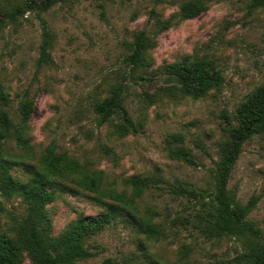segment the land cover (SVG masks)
<instances>
[{"label": "rangeland", "instance_id": "1", "mask_svg": "<svg viewBox=\"0 0 264 264\" xmlns=\"http://www.w3.org/2000/svg\"><path fill=\"white\" fill-rule=\"evenodd\" d=\"M27 0H0L9 8ZM191 0H64L37 14L27 11L0 31V83L16 119L22 97L32 100L28 136L37 157L48 145L103 172L105 187H124L129 175H155L157 186L137 199L141 213L153 217L160 233L147 237L127 216L118 215L87 241L95 252L75 264H244L236 259L241 242L206 237L190 220L198 204L169 191L178 181L212 189V169L238 104L264 84V4L253 0H199L203 10L182 18ZM51 32L49 62L39 63L42 20ZM165 24V26H164ZM146 28L153 40L150 65L131 71L125 57L135 31ZM207 59L224 77L221 87L202 97L182 96L167 63ZM142 75L144 78H140ZM121 85L123 103L140 128L119 137L112 121L99 123L97 101ZM178 135L180 139H171ZM188 147V164L167 154V145ZM12 151L21 153L12 142ZM13 174L23 177L22 165ZM227 188L242 204L253 195L247 217L264 234V133L244 141ZM96 193L63 192L50 204L54 233L79 215H97L105 205ZM6 210L20 216L19 197H2ZM5 216L0 230L7 231ZM23 264H31L27 255Z\"/></svg>", "mask_w": 264, "mask_h": 264}, {"label": "trees", "instance_id": "2", "mask_svg": "<svg viewBox=\"0 0 264 264\" xmlns=\"http://www.w3.org/2000/svg\"><path fill=\"white\" fill-rule=\"evenodd\" d=\"M64 0H27L9 8H0V31L9 23L18 21L27 11L37 14ZM264 4V0H253L252 5ZM199 0L182 5V18L195 17L203 10ZM42 20V42L39 63L49 62L51 32ZM165 26V24H164ZM129 53L125 57L130 70L135 71L150 65L149 49L153 40L146 28L135 31L128 43ZM163 71L174 78L182 96L202 97L210 89L222 86L224 77L220 70L207 59H183L163 66ZM140 78H144L140 75ZM122 86L114 85L109 94L97 101L94 110L99 123L112 121L113 133L119 137L135 133L139 124L134 122L123 103ZM9 96L0 83V196H17L25 206L18 216L6 210L0 203V216H5L7 231L0 230V264H23L27 255L31 264H75L94 255L87 244L90 237L105 228L116 216H127L134 221L147 237L160 233L153 217L141 213L137 199L147 188L157 186L155 175L133 174L123 179L124 187L117 189L103 185V172L82 165L75 158L60 153L53 145L45 147L37 157L33 156L28 136V122L32 112V100L25 96L19 101L16 119L5 109ZM227 136L219 147V157L212 169L213 188L198 189L178 181L169 188L176 196L193 199L198 207L193 214L180 218L191 222L209 238L229 237L241 242L242 250L236 259L244 264H264V234L247 215L255 205L253 195L242 204L227 188V182L244 141L254 134L264 133V84L258 86L237 106L233 121L225 117ZM171 139H180L172 135ZM21 150L12 151L9 143ZM167 154L188 164L195 160L188 147L167 145ZM22 165L23 177L13 174V169ZM79 190L96 193V200L105 205L97 215H79L59 233L53 232L49 204L61 193H78ZM1 224V223H0Z\"/></svg>", "mask_w": 264, "mask_h": 264}]
</instances>
